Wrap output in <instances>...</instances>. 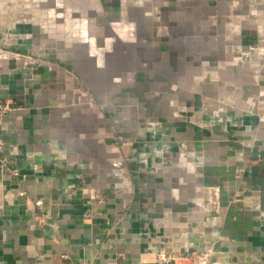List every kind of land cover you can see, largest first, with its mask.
I'll use <instances>...</instances> for the list:
<instances>
[{
  "label": "crops",
  "instance_id": "obj_1",
  "mask_svg": "<svg viewBox=\"0 0 264 264\" xmlns=\"http://www.w3.org/2000/svg\"><path fill=\"white\" fill-rule=\"evenodd\" d=\"M0 99V264H264V0H0Z\"/></svg>",
  "mask_w": 264,
  "mask_h": 264
},
{
  "label": "built area",
  "instance_id": "obj_2",
  "mask_svg": "<svg viewBox=\"0 0 264 264\" xmlns=\"http://www.w3.org/2000/svg\"><path fill=\"white\" fill-rule=\"evenodd\" d=\"M11 105L0 99V121L11 110Z\"/></svg>",
  "mask_w": 264,
  "mask_h": 264
},
{
  "label": "water",
  "instance_id": "obj_3",
  "mask_svg": "<svg viewBox=\"0 0 264 264\" xmlns=\"http://www.w3.org/2000/svg\"><path fill=\"white\" fill-rule=\"evenodd\" d=\"M190 238H191L190 241H192L194 245L199 246V247L203 246L202 240L200 238L198 239L193 236Z\"/></svg>",
  "mask_w": 264,
  "mask_h": 264
}]
</instances>
